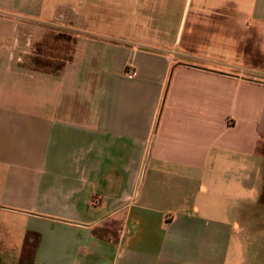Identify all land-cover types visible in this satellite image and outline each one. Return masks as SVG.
Returning a JSON list of instances; mask_svg holds the SVG:
<instances>
[{
  "label": "crops",
  "instance_id": "crops-1",
  "mask_svg": "<svg viewBox=\"0 0 264 264\" xmlns=\"http://www.w3.org/2000/svg\"><path fill=\"white\" fill-rule=\"evenodd\" d=\"M101 1L0 0V222L30 264H264V0H197L230 69L100 31ZM57 28L71 55L40 68Z\"/></svg>",
  "mask_w": 264,
  "mask_h": 264
},
{
  "label": "rangeland",
  "instance_id": "rangeland-1",
  "mask_svg": "<svg viewBox=\"0 0 264 264\" xmlns=\"http://www.w3.org/2000/svg\"><path fill=\"white\" fill-rule=\"evenodd\" d=\"M105 1V0H104ZM187 0H106L101 3L100 31L110 34H119L126 40L134 39V36L126 35L133 27L135 34V47L138 43L151 41L155 51L174 57L181 56L182 59L198 57L209 66L219 69H230L247 65V61L237 43V38H233L228 31L216 30V18L209 13L197 16L195 6L197 0H193V8L190 13L186 9ZM91 5V4H90ZM104 9V10H103ZM120 10L124 13L119 14ZM125 10L127 12H125ZM135 10V15L131 12ZM94 19L92 23L96 24ZM106 24L102 28V24ZM130 23V24H128ZM197 23L202 24L199 29ZM226 23V21H225ZM130 36V37H129ZM75 38L71 30L67 28H57L51 30L43 41L40 51L45 56L38 63L40 68L56 69L63 65L71 55L73 40ZM235 39V40H234ZM193 56V57H192ZM135 58H137L135 56ZM55 59V60H52ZM155 71L163 68L157 62L151 64ZM132 73V70H129ZM137 72V70H135ZM136 75V74H135ZM252 197L257 196V191L251 193ZM264 197V195H263ZM21 223L13 218L0 222V245L5 251L9 248V253L4 256L9 259L3 264H15L20 248L24 262L30 264L34 246L37 241L36 236L30 235L21 238ZM7 251V252H8ZM1 257V255H0ZM2 264V259H0Z\"/></svg>",
  "mask_w": 264,
  "mask_h": 264
},
{
  "label": "built area",
  "instance_id": "built-area-1",
  "mask_svg": "<svg viewBox=\"0 0 264 264\" xmlns=\"http://www.w3.org/2000/svg\"><path fill=\"white\" fill-rule=\"evenodd\" d=\"M132 74H135V72H133Z\"/></svg>",
  "mask_w": 264,
  "mask_h": 264
}]
</instances>
